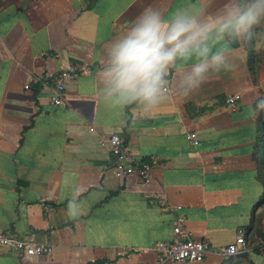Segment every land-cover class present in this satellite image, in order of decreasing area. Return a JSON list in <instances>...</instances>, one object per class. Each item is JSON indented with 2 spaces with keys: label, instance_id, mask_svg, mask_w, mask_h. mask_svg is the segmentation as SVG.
<instances>
[{
  "label": "crops",
  "instance_id": "0c3cea01",
  "mask_svg": "<svg viewBox=\"0 0 264 264\" xmlns=\"http://www.w3.org/2000/svg\"><path fill=\"white\" fill-rule=\"evenodd\" d=\"M204 2L212 12L225 0ZM189 3L196 0H0V231L32 230L51 246L37 257L0 251V264H151L178 215L211 248L194 264H264L256 247L264 236V112L251 114L264 98V44L253 46L261 53L256 84L247 43L234 45V72L153 113L113 109L97 95L106 48L141 12L154 6L170 15ZM68 67L77 78L52 106L56 76ZM233 93L241 100L229 111ZM112 133L151 163V182L113 175L99 145ZM73 196L77 215L68 212ZM159 196L173 211L158 208ZM238 232L250 251L217 254Z\"/></svg>",
  "mask_w": 264,
  "mask_h": 264
},
{
  "label": "clouds",
  "instance_id": "9594fccd",
  "mask_svg": "<svg viewBox=\"0 0 264 264\" xmlns=\"http://www.w3.org/2000/svg\"><path fill=\"white\" fill-rule=\"evenodd\" d=\"M257 29H264V0H225L212 12L204 0H196L170 15L148 6L106 48L95 77L97 95L113 109L153 113L234 72V45L259 40ZM260 112L264 98L251 109L253 116ZM80 208L73 196L69 214Z\"/></svg>",
  "mask_w": 264,
  "mask_h": 264
},
{
  "label": "built area",
  "instance_id": "2783aa9c",
  "mask_svg": "<svg viewBox=\"0 0 264 264\" xmlns=\"http://www.w3.org/2000/svg\"><path fill=\"white\" fill-rule=\"evenodd\" d=\"M77 78V71L74 68H64L56 76L53 89L48 102L52 106H59L63 103V95L66 91L68 81ZM24 89H29V85H24ZM241 94L233 93L225 99V107L229 111L237 109ZM89 132H95L94 127H89ZM187 139L191 145L196 146L198 139L196 135L190 133ZM99 145L107 149L111 157V170L116 178L135 176L143 183L152 180V165L148 161L136 160L132 153L124 144V140L117 133L102 135ZM156 204L161 211H173V207L165 202L162 196L156 200ZM47 209L50 207L47 206ZM186 219L178 215L173 223V237L168 242H157L153 247L155 253L154 261L151 264H194L203 261L211 248L205 239H197L186 229ZM256 247L264 255V236L256 242ZM9 250L27 257H37L47 255L51 252L48 243L38 241L35 231H29L23 236L0 231V251ZM243 232H238L234 241L224 247H220L216 253L220 256H237L249 252ZM148 264V263H138Z\"/></svg>",
  "mask_w": 264,
  "mask_h": 264
},
{
  "label": "trees",
  "instance_id": "16d2710c",
  "mask_svg": "<svg viewBox=\"0 0 264 264\" xmlns=\"http://www.w3.org/2000/svg\"><path fill=\"white\" fill-rule=\"evenodd\" d=\"M258 33H261L262 36L259 40L254 39L252 42H249V58H248V67H249V72L252 78L253 83H257V77H258V71H259V66L261 63V53H256V51L253 49V46L261 42L264 44V30L263 29H257L256 30Z\"/></svg>",
  "mask_w": 264,
  "mask_h": 264
}]
</instances>
